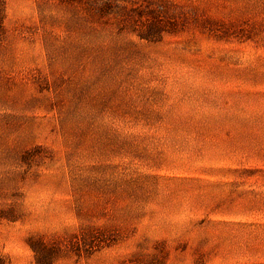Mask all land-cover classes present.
Returning <instances> with one entry per match:
<instances>
[{
	"label": "rangeland",
	"instance_id": "1",
	"mask_svg": "<svg viewBox=\"0 0 264 264\" xmlns=\"http://www.w3.org/2000/svg\"><path fill=\"white\" fill-rule=\"evenodd\" d=\"M0 260L264 264V0H4Z\"/></svg>",
	"mask_w": 264,
	"mask_h": 264
},
{
	"label": "trees",
	"instance_id": "2",
	"mask_svg": "<svg viewBox=\"0 0 264 264\" xmlns=\"http://www.w3.org/2000/svg\"><path fill=\"white\" fill-rule=\"evenodd\" d=\"M4 15V0H0V39L2 35V19ZM6 213H0V217H6ZM34 252V264H51L53 256L48 248L41 245H31ZM0 264L2 261L0 260Z\"/></svg>",
	"mask_w": 264,
	"mask_h": 264
}]
</instances>
